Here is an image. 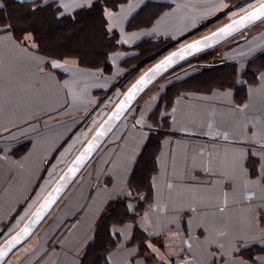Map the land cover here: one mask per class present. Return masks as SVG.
<instances>
[{
    "label": "crops",
    "instance_id": "crops-1",
    "mask_svg": "<svg viewBox=\"0 0 264 264\" xmlns=\"http://www.w3.org/2000/svg\"><path fill=\"white\" fill-rule=\"evenodd\" d=\"M40 1H55L61 13L72 14L97 0ZM237 2L108 5L106 27L118 37L108 73L81 67L74 58H49L0 25V244L24 224L125 90L156 62L137 66L140 43L179 40L172 46L177 48L227 23L208 29ZM241 33L143 91L2 264H86L87 249L102 234L111 245L99 264H264V18ZM209 51L215 55L206 56ZM215 59L232 67L230 84L201 76ZM52 61L63 67L52 68ZM169 86L170 100L163 98ZM145 147L154 170L143 205L131 179ZM116 206L123 218L107 220Z\"/></svg>",
    "mask_w": 264,
    "mask_h": 264
},
{
    "label": "trees",
    "instance_id": "trees-1",
    "mask_svg": "<svg viewBox=\"0 0 264 264\" xmlns=\"http://www.w3.org/2000/svg\"><path fill=\"white\" fill-rule=\"evenodd\" d=\"M1 1L3 6L0 8V25L8 26L17 40L31 36L35 50L49 58L58 60L74 58L81 67L90 69L102 67L106 73L111 71L107 58L110 52L118 48V37L115 32L107 29L103 10L120 0H97L88 8L79 9L72 14H62L55 1ZM165 4L168 5L169 2ZM178 41L156 39L141 42L137 66L141 67L163 55ZM232 73L230 65H226L223 60L215 59L203 67L201 76L207 82L222 79L224 83L230 84ZM171 89H173L171 86L167 87L163 98L170 100ZM162 103L165 107L169 104L166 99H163ZM158 125L160 124L157 123ZM154 139L155 136H152L149 143ZM147 147L137 162L131 179V186L137 192L140 204L143 205L149 197V176L154 170ZM121 212L122 209L116 206L109 212L107 220L110 217L121 220L123 218ZM110 245L111 241L106 242L105 235L102 234L101 238L95 240L87 249L84 257L86 264H99Z\"/></svg>",
    "mask_w": 264,
    "mask_h": 264
},
{
    "label": "water",
    "instance_id": "water-1",
    "mask_svg": "<svg viewBox=\"0 0 264 264\" xmlns=\"http://www.w3.org/2000/svg\"><path fill=\"white\" fill-rule=\"evenodd\" d=\"M264 3V0L252 8L248 9L244 13L238 15L234 19L229 22L223 24L218 27L214 31L195 38L191 41H188L179 47L173 49L168 52L166 55L161 57L159 60L154 62L151 66L148 67L132 84L125 90L121 98L116 102V104L112 107V109L108 112L106 117L102 120L99 126L96 128L91 137L87 140V142L82 146L80 151L74 156L72 161L68 164V166L64 169L61 175L57 178L56 182L44 196V198L39 202V204L32 211L30 216L26 219L24 224L12 235L6 238L0 244V264H2L7 256L13 251L16 247H18L21 243H23L40 225L43 219L47 216L49 211L64 193L69 184L73 181V179L78 175V173L82 170L85 164L89 161V159L93 156L99 146L102 144L104 139L107 137L108 133L113 129V127L124 117L126 112L130 109L136 99L145 91L152 83H154L159 77L179 65L180 63L204 52L211 48H214L218 44L232 38L238 33L244 31L252 24L262 20L264 17H260L253 21H245L243 24H234L231 30H228L222 34L217 36H212V33L218 32L220 28H224L226 25L232 24V22L239 21L241 17L247 16L249 12H252L254 9L259 8L260 4ZM204 37H211L209 40L205 41ZM195 41H201V45L198 49L188 50L186 48L187 45L193 44ZM181 49L185 51L181 54ZM173 53H177V55L173 56ZM171 57L170 61H167L166 58ZM162 62H164L162 64ZM160 65L159 68L157 66ZM144 78V83L138 85L135 90H133V86L137 85V82ZM98 132H102L103 135L97 136ZM95 138V139H94ZM92 145V150L87 151L86 149L89 145ZM78 157H82L79 161ZM57 189H59L57 191ZM46 205V206H45ZM39 213V216L37 215ZM15 238V240H14Z\"/></svg>",
    "mask_w": 264,
    "mask_h": 264
},
{
    "label": "snow or ice",
    "instance_id": "snow-or-ice-1",
    "mask_svg": "<svg viewBox=\"0 0 264 264\" xmlns=\"http://www.w3.org/2000/svg\"><path fill=\"white\" fill-rule=\"evenodd\" d=\"M21 2H23V0H21ZM77 6H80V5H77ZM63 7L65 8V10H67L68 5L65 4V5H63ZM62 14H63V13H62ZM260 17H264V3L260 4V7H259V8L254 9L252 12H249V13L247 14V16L241 17L239 21H235V20H234V21L232 22V24L226 25L224 28H220V29L218 30V32H216V33H212V36L214 37V36H217V35H219V34H222V33L226 32V31H228V30H231V28L233 27L234 24H243L245 21H253V20H256V19H258V18H260ZM210 38H211V37H204L203 39H204L205 41H207V40H209ZM24 39L30 41L32 38H31V36H25ZM201 43H202L201 41H195V42H193V44L187 45L186 48H187L188 50L198 49L199 46L201 45ZM184 51H185L184 49H181V54H183ZM175 55H177V53H173V56H175ZM166 60H167V61H170V60H171V57L166 58ZM163 63H164V62H162V64H163ZM51 67H52V68H61V67H63V65L60 64L59 62L52 61V62H51ZM159 67H160V65L157 66V68H159ZM143 83H144V78L142 77L141 80L137 82V85H134V86H133V90H135L136 87H137L138 85H141V84H143ZM100 135H103V133H102V132H98V133H97V136H100ZM225 138H227V137H225ZM94 139H95V138H94ZM91 150H92V145L90 144L89 147L86 149V152H87V151H91ZM81 158H82V157H78L77 160L79 161ZM169 187H171V185H169ZM58 190H59V189H57V191H58ZM248 198L251 199L250 196H249ZM45 206H46V205H45ZM220 211L223 212L224 209L221 208ZM37 215L39 216V213H37ZM221 235H223V233H221ZM14 240H15V238H14ZM149 247H152V246L149 245ZM153 251H156V249L153 248Z\"/></svg>",
    "mask_w": 264,
    "mask_h": 264
},
{
    "label": "rangeland",
    "instance_id": "rangeland-1",
    "mask_svg": "<svg viewBox=\"0 0 264 264\" xmlns=\"http://www.w3.org/2000/svg\"><path fill=\"white\" fill-rule=\"evenodd\" d=\"M263 0H239V2H237V3H234L233 4V6H231V7H229L226 11H224L217 19H214L213 21H211L208 25V29L210 30V29H213V28H215V27H217V26H219V25H221V24H223V23H225V22H228L229 20H231V19H233V18H235L236 16H238V15H240V14H242V13H244L245 11H247L248 9H250V8H252L253 6H255L256 4H258V3H260V2H262ZM206 31L207 30H203V31H201L200 33H198L199 35H201V34H203V33H206ZM243 32V31H242ZM198 34H196V35H198ZM239 34V33H238ZM235 35V36H233L232 38H239V36H241V35ZM240 34H242L241 32H240ZM193 38L194 37H196V36H192ZM191 39V38H190ZM231 39V38H230ZM187 41H189V40H187ZM177 47V46H176ZM173 49H175V47H171L169 50H167V52H169V51H171V50H173ZM214 50H218V49H214ZM167 52H165V54L167 53ZM165 54H163V55H165ZM208 54H214L215 55V53H214V51H209V52H207L206 53V56L208 55ZM149 56H151V55H149ZM205 56V54L204 55H200V56H198V57H193L192 59H190V61L191 60H197V59H201V58H203ZM160 57H162V56H160ZM159 57V58H160ZM159 58H155L154 60H152L151 61V63L152 62H154V61H157ZM150 63V62H149ZM149 65V64H148ZM146 67V66H145ZM141 71V70H140ZM169 72V71H168ZM167 72V73H168ZM138 73H139V71H138ZM167 73H165L164 75H162L161 77H159L158 79H160V78H163ZM134 76V75H133ZM157 79V80H158Z\"/></svg>",
    "mask_w": 264,
    "mask_h": 264
},
{
    "label": "built area",
    "instance_id": "built-area-1",
    "mask_svg": "<svg viewBox=\"0 0 264 264\" xmlns=\"http://www.w3.org/2000/svg\"><path fill=\"white\" fill-rule=\"evenodd\" d=\"M137 123V119H135V124Z\"/></svg>",
    "mask_w": 264,
    "mask_h": 264
}]
</instances>
